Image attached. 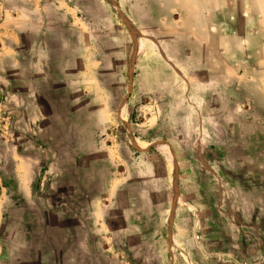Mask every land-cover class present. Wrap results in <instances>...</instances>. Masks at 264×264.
<instances>
[{"label": "crops", "instance_id": "crops-1", "mask_svg": "<svg viewBox=\"0 0 264 264\" xmlns=\"http://www.w3.org/2000/svg\"><path fill=\"white\" fill-rule=\"evenodd\" d=\"M0 9V38L11 40L1 50V69L26 72L21 86L72 87L90 70L87 56L115 54L126 57L115 71L136 72V87L180 88V96L164 95L163 102L193 105L194 134L201 139L185 149L184 159L212 167L215 177L192 181L203 190L208 180L218 192L212 196L206 188L190 197L181 181H169L164 217L153 204L143 211L123 208L120 229L136 233V242L123 234L117 250H136L134 264H264V0H0ZM15 182L26 198L25 178L15 174ZM190 199L211 205L196 230L181 207ZM8 202L0 189V207ZM107 214L102 209L101 225L113 229ZM83 246L93 264L98 245ZM18 247L23 252L22 243ZM40 251L16 262L56 264L44 247ZM105 259L97 263L120 264Z\"/></svg>", "mask_w": 264, "mask_h": 264}, {"label": "rangeland", "instance_id": "rangeland-1", "mask_svg": "<svg viewBox=\"0 0 264 264\" xmlns=\"http://www.w3.org/2000/svg\"><path fill=\"white\" fill-rule=\"evenodd\" d=\"M1 14L0 9V19ZM7 43L11 40L0 38V55ZM124 58L87 56L90 70L82 73V82L49 89L21 86V78L28 80L26 72H7L0 65V189L10 201L0 207V264L7 259L18 264V257L33 259L43 247L56 264H68L69 259L88 264L84 244L89 250L98 245L92 250L93 264L105 257L134 264L136 250L116 248L123 234L136 242V233L120 229L123 208L143 211L153 204L164 217L169 181H181L190 197L206 188L212 196L218 192L208 180L203 190L192 181L200 174L215 177L212 167L202 169L184 159L185 149L201 139L194 134L193 105L163 102L164 95L180 96V88L136 87V72L115 71ZM5 74L16 79L9 82ZM123 96L125 103L118 105ZM106 97L114 102L107 104ZM15 174L26 180V198ZM220 189L230 191L225 185ZM183 202V213L196 230L195 224L209 218L211 205ZM102 209L113 229L101 225ZM6 217L16 225L10 226ZM75 219L78 226L71 232L68 224ZM195 239L201 240L200 235Z\"/></svg>", "mask_w": 264, "mask_h": 264}, {"label": "bare ground", "instance_id": "bare-ground-1", "mask_svg": "<svg viewBox=\"0 0 264 264\" xmlns=\"http://www.w3.org/2000/svg\"><path fill=\"white\" fill-rule=\"evenodd\" d=\"M166 154H167L168 158L170 159V157H169V155H168V151L166 152ZM170 160H171V159H170Z\"/></svg>", "mask_w": 264, "mask_h": 264}]
</instances>
